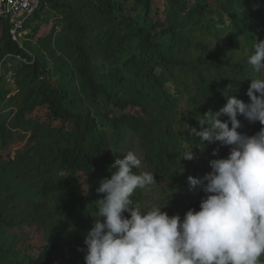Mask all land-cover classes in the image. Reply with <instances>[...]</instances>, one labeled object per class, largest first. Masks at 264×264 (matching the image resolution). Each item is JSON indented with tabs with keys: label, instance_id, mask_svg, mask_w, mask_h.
<instances>
[{
	"label": "trees",
	"instance_id": "16d2710c",
	"mask_svg": "<svg viewBox=\"0 0 264 264\" xmlns=\"http://www.w3.org/2000/svg\"><path fill=\"white\" fill-rule=\"evenodd\" d=\"M12 28L0 17V264H85L84 237L103 197L96 189L127 154L120 151L127 135L181 219L199 211L205 194L190 190L187 178L210 172L209 161L229 149L199 148L190 129L224 106L229 85L249 103L244 79L264 78V70L194 33L235 50L239 38L252 46L264 40V0H45L27 24L26 49ZM238 119L241 133L262 127ZM191 149L194 158L180 161ZM144 192L133 202L141 205Z\"/></svg>",
	"mask_w": 264,
	"mask_h": 264
},
{
	"label": "clouds",
	"instance_id": "9594fccd",
	"mask_svg": "<svg viewBox=\"0 0 264 264\" xmlns=\"http://www.w3.org/2000/svg\"><path fill=\"white\" fill-rule=\"evenodd\" d=\"M247 64L255 73L264 70V40L255 39ZM244 80L250 81L249 103L232 95L236 89L229 85L224 106L197 119L199 131L190 129L199 148L207 142L229 149L209 161L210 172L187 178L190 190L205 194L199 211L190 208L181 219L162 211L167 203L142 210L133 194L157 181L150 172L134 171L142 161L128 151L115 158L110 178L96 189L103 197L95 201L93 226L84 237L85 264H264V78ZM238 115L262 127L243 134ZM192 149L180 161L192 160Z\"/></svg>",
	"mask_w": 264,
	"mask_h": 264
},
{
	"label": "rangeland",
	"instance_id": "374dc122",
	"mask_svg": "<svg viewBox=\"0 0 264 264\" xmlns=\"http://www.w3.org/2000/svg\"><path fill=\"white\" fill-rule=\"evenodd\" d=\"M44 16H45V19L49 18L53 25H57L56 17H54V13L51 10L45 11ZM58 30L61 31L62 27H59ZM194 38L198 42H201L207 45H212V47H214L215 50L222 52L225 55L230 56L232 54L234 55L237 54L239 58H242L243 60H246V61H247V57L253 53V45L252 46L248 45L245 41H243L242 38L238 39L240 43L239 50H235L227 46L225 43V39L223 38L218 40V38L216 37H206V36L200 35L199 33H194ZM14 69H16V67H14ZM10 81H12L13 84L15 83V80L13 79H10ZM77 84L78 86H80L78 81H77ZM246 85L247 86L250 85L249 80L246 81ZM17 109H18L17 105L14 104V106H12L9 110L16 111ZM254 130L256 132V128ZM252 132L253 130L244 131L243 134H247L250 136ZM120 151L125 154L128 151H133L142 161L141 167L139 168V172L148 171L143 161V156L141 155L139 145L137 144V141L135 138H133L130 135L125 136L123 140V145H121L120 147ZM167 184H168L167 180L161 181V185H167ZM171 199H172V193L166 194L165 191H162L154 184L150 186L148 189H146L145 192L143 193V196L141 199V207H142V210H147L153 205L163 207L167 203V206L164 207L162 211L167 212L169 216L176 215V214H179L181 216L178 206ZM179 200H181V198H179ZM179 208L182 209V206L179 205ZM16 232L17 231H14L13 234Z\"/></svg>",
	"mask_w": 264,
	"mask_h": 264
},
{
	"label": "built area",
	"instance_id": "2783aa9c",
	"mask_svg": "<svg viewBox=\"0 0 264 264\" xmlns=\"http://www.w3.org/2000/svg\"><path fill=\"white\" fill-rule=\"evenodd\" d=\"M44 1L45 0H0V17L10 20L13 25L11 30L12 38L15 42L19 43L23 49H26V42L30 40L27 24L41 9ZM17 58L20 62L30 64V61L26 58H21L20 56ZM3 74L4 69L0 67V79ZM15 76L16 72L10 69L7 75L8 80H14Z\"/></svg>",
	"mask_w": 264,
	"mask_h": 264
}]
</instances>
